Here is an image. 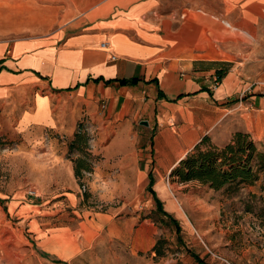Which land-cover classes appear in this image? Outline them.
I'll use <instances>...</instances> for the list:
<instances>
[{"label":"crops","instance_id":"1","mask_svg":"<svg viewBox=\"0 0 264 264\" xmlns=\"http://www.w3.org/2000/svg\"><path fill=\"white\" fill-rule=\"evenodd\" d=\"M245 29H264V0H0V137L29 139L34 128L70 135L78 123L109 131L95 179L112 189L110 174L118 172L119 185L152 198L150 176L156 195L166 191L163 179L204 135L216 145L237 131L264 135V86L240 97L235 65L215 83V69L235 55L227 40L253 38ZM135 140L138 156L130 152ZM34 142L32 151L44 141ZM53 145L43 151L51 162ZM3 198L0 216H16L18 224L4 223L18 241L32 235L61 258L71 254L72 235L36 217L50 200ZM63 201L74 205L76 194L55 195L53 207ZM113 223L110 234L129 239L133 250L154 245L150 220Z\"/></svg>","mask_w":264,"mask_h":264},{"label":"rangeland","instance_id":"2","mask_svg":"<svg viewBox=\"0 0 264 264\" xmlns=\"http://www.w3.org/2000/svg\"><path fill=\"white\" fill-rule=\"evenodd\" d=\"M245 30L253 38L237 33L235 40H227L235 52L230 66H236L243 83L240 97L252 93L256 86H264V29ZM77 129L64 135L34 128L29 139L20 135L0 137V215L8 201L4 195L24 194L28 200H50L52 205L36 217L47 227H64L73 237L67 245L74 248L68 257L61 258L41 247L42 240L32 235L25 234L29 242L18 241L10 224L4 223H16V216H0V264H198L188 249L208 264H264V218L259 215L264 204V172L254 184L234 193L213 190L195 181L179 183L169 176L164 178L166 191L155 189L164 208L179 220L184 242L179 244L173 226L154 211L155 204L148 193L127 191L119 185L118 172L110 174L116 184L112 189L103 186L105 179H95L96 163L110 142L109 131L85 125L76 137ZM156 131V127L151 129L152 134ZM36 137L44 142L32 151ZM100 140L105 144L100 145ZM255 140L264 150V135ZM50 141L54 143L55 162L43 157ZM150 142L151 136L148 145ZM130 148L136 156L142 151L138 140ZM115 150L111 147L106 153L111 155ZM78 158L91 166V171H83L80 180L73 172ZM29 189L38 196L28 195ZM67 191L76 194V203L63 201L61 208H54L55 195ZM96 214L107 216L97 220ZM145 219L156 227L154 239H161V255L150 251L152 246L133 250L129 239L109 232L113 222L118 227L131 228L133 222Z\"/></svg>","mask_w":264,"mask_h":264},{"label":"trees","instance_id":"3","mask_svg":"<svg viewBox=\"0 0 264 264\" xmlns=\"http://www.w3.org/2000/svg\"><path fill=\"white\" fill-rule=\"evenodd\" d=\"M229 67L230 63L221 62L215 69L218 81L223 78ZM261 95H264V90ZM84 127L83 123H78L76 137ZM83 171H91V166L85 159L78 158L74 161L73 166L75 177L80 180ZM263 172L264 150L257 146V141L249 133L237 131L223 145L214 144L208 135H204L171 168L169 177L179 183L195 181L213 190L234 193L245 185L254 184ZM152 184L153 178L150 176L147 190L154 200V211L173 226L177 242L184 244L179 220L164 208L163 202L157 197ZM259 215L264 218V204ZM160 241L161 239L157 238L150 249L155 255L162 254ZM188 252L198 264H208L197 253L190 249Z\"/></svg>","mask_w":264,"mask_h":264},{"label":"built area","instance_id":"4","mask_svg":"<svg viewBox=\"0 0 264 264\" xmlns=\"http://www.w3.org/2000/svg\"><path fill=\"white\" fill-rule=\"evenodd\" d=\"M217 82H218V80L215 78V83H217ZM28 193H29L30 195H34V191H33V190L28 191Z\"/></svg>","mask_w":264,"mask_h":264},{"label":"water","instance_id":"5","mask_svg":"<svg viewBox=\"0 0 264 264\" xmlns=\"http://www.w3.org/2000/svg\"><path fill=\"white\" fill-rule=\"evenodd\" d=\"M140 123H141L142 125H148V122L145 121V120H141Z\"/></svg>","mask_w":264,"mask_h":264}]
</instances>
